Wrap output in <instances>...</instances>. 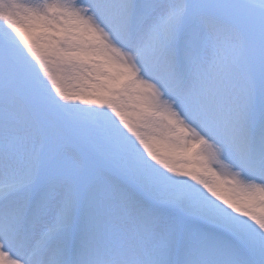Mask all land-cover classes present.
<instances>
[{"label": "snow or ice", "instance_id": "snow-or-ice-1", "mask_svg": "<svg viewBox=\"0 0 264 264\" xmlns=\"http://www.w3.org/2000/svg\"><path fill=\"white\" fill-rule=\"evenodd\" d=\"M0 264H264V0H0Z\"/></svg>", "mask_w": 264, "mask_h": 264}]
</instances>
